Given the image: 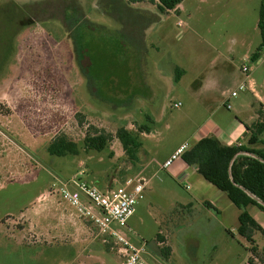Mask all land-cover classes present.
Returning a JSON list of instances; mask_svg holds the SVG:
<instances>
[{
    "label": "rangeland",
    "instance_id": "obj_1",
    "mask_svg": "<svg viewBox=\"0 0 264 264\" xmlns=\"http://www.w3.org/2000/svg\"><path fill=\"white\" fill-rule=\"evenodd\" d=\"M258 8L259 0H183L178 10L165 13L150 2L126 0H0V264H67L77 256L78 245L60 233L63 224L46 217L52 215L49 196L63 201L53 189L79 170L103 189L149 179L127 235L148 249L157 248L155 239L163 241L161 259L167 245L156 235L172 212L170 203L192 202L202 227L168 238L174 251L167 264H187L178 241L184 237L198 242L199 264H247L248 243L236 228L229 221L223 228L211 217L207 222L205 216L214 212L194 200L191 187L162 168L152 175L144 161L162 159L195 131L204 114L185 88L199 79L203 64L196 61L224 53L227 38L243 32L258 43V29L253 30ZM242 61L237 56L235 65ZM177 65L188 69L179 83ZM259 69L264 77L263 53ZM148 96L153 111L144 103ZM144 124L150 128L145 136L139 130ZM121 127L140 142L134 158L116 136ZM60 134L76 143L77 154L47 152ZM86 136L103 138V149H88ZM260 138L264 141V131ZM249 208L264 221V212ZM32 209L35 218H29ZM173 213L181 215L176 208ZM254 239L264 253V237L256 232ZM102 255L105 264H121L116 252Z\"/></svg>",
    "mask_w": 264,
    "mask_h": 264
},
{
    "label": "crops",
    "instance_id": "obj_2",
    "mask_svg": "<svg viewBox=\"0 0 264 264\" xmlns=\"http://www.w3.org/2000/svg\"><path fill=\"white\" fill-rule=\"evenodd\" d=\"M227 1L229 2L230 0ZM178 9L179 4L173 10L176 11ZM257 22L258 18L253 24L254 31L255 29H258ZM178 23L180 24L181 21H178ZM240 35L241 36L237 38H235V36L227 38L229 43L224 53L218 52L210 59H206L205 55L203 59L196 61L198 66L200 63L203 64L202 66H199L200 71L196 73V76L199 79H195L191 86L185 88V91L198 106V109L203 110L204 116L200 120V123L197 125L195 131L191 133L187 139L181 141L172 150L165 154L162 159L157 160L152 158L150 161H144V170L152 171V175L156 174L162 162L180 144L187 143L191 146L203 137H216L222 144L225 145H247L248 138L252 130V124H254L258 119V111L260 109L259 106L261 105V107H264V77L260 76L261 70L259 69V61L261 60L262 53H259L257 59H251V55L260 43L259 29L258 43H255L256 41L254 37H249L246 32H243ZM237 45L240 46L241 51H236ZM242 47L245 48L242 49ZM237 56L243 60V63L246 60L253 62L251 63V70L248 77H246L240 70L243 63L240 66L235 65ZM176 67L181 70L179 79L176 81L179 83L182 77L188 74V69L179 65ZM240 82H245L248 84L249 88L242 92V96L239 92H237L235 96H231L230 92L235 90ZM147 100L148 101L144 103L153 111L154 105L151 104V97L148 96ZM156 116L157 114L155 113L154 118ZM145 135H147V133L144 132V136ZM153 163L156 165L154 169V166L151 167ZM80 171L81 170H79V172ZM165 171L177 183H184L185 187H191L193 190L194 200L196 202H200L214 212L210 214V216H205L204 219L207 222H210L211 217L218 223V225L222 227L224 226L223 228H225L226 225H224V223L229 221V225L235 227L237 231L240 209H238L228 199L226 193L217 189L214 185L206 181L200 174H198L195 167L187 165L181 158H179L168 169H165ZM40 195H43V193L36 196L37 203L41 197ZM54 195L55 194L49 196L48 198L51 206L53 207L50 209L52 215L49 218L46 217V221L51 220L58 226L59 224H63V227L65 226V228L61 227L60 233L69 239L65 240V238V242L70 245H78L79 248L77 256L71 259V262L67 264H105L102 251H116L110 248V244L102 241L101 237L96 234L95 228L89 221L82 218L73 206L64 200L60 203L57 202ZM57 203L59 205H57ZM170 206H172L170 207L172 208V212H169L170 214L165 216V224L163 227H159L156 235L157 237L161 234L160 237H164L165 239L167 248L163 251L161 250L164 258L161 259L158 256V245L163 243V241L158 242L155 239L156 249H148L147 245H145L146 252L143 254V257L146 262L150 261L153 264H167L166 260L169 259L170 255L174 251L172 243L168 238L170 236L172 237L177 235L183 236L184 234L193 235L196 230L201 229L202 227L200 225V221L195 218L192 202L188 200L175 199L174 203H170ZM175 208L179 210L181 215L173 213ZM247 211L262 227H264V221L262 222L257 219V213L254 211V213L251 212L249 206L247 207ZM35 215L36 211L33 210L31 214H29V218H35L33 217ZM185 227L188 229L187 231H183ZM227 232L231 233L230 230H227ZM178 241L183 246L182 251L184 252V258L187 260V264H199L196 262L197 257L195 249L198 242L195 237L179 238ZM257 249L259 257L263 258L264 253L259 250L258 245ZM251 257L252 255L250 254L248 259ZM257 261L259 260L254 257L255 264H257Z\"/></svg>",
    "mask_w": 264,
    "mask_h": 264
},
{
    "label": "trees",
    "instance_id": "obj_3",
    "mask_svg": "<svg viewBox=\"0 0 264 264\" xmlns=\"http://www.w3.org/2000/svg\"><path fill=\"white\" fill-rule=\"evenodd\" d=\"M128 3L150 2L155 5L160 13L175 9L183 0H126ZM258 29L260 43L251 55V59L258 58L264 49V0H260L258 11ZM181 70L175 68L174 81L179 79ZM260 116V117H259ZM146 119L153 123L150 116ZM141 132H150L148 124H144ZM264 131V110L258 111V120L252 124V130L247 145H225L216 137H203L189 146L182 154L181 159L190 166H195L196 172L206 181L220 191L226 193L228 199L240 209L238 215L237 233L248 243V250L252 255L248 264H255L254 257L264 263L260 258L257 245L253 238L255 232L264 237L262 227L247 211L250 205L256 206L264 212V141L260 134ZM116 136L121 142L124 151L134 158L140 142L125 128L117 129ZM85 146L88 149L101 151L103 138L86 136ZM257 144H262L256 147ZM47 152L54 156L75 155L78 153L75 142L64 134L55 136L46 147Z\"/></svg>",
    "mask_w": 264,
    "mask_h": 264
},
{
    "label": "built area",
    "instance_id": "obj_4",
    "mask_svg": "<svg viewBox=\"0 0 264 264\" xmlns=\"http://www.w3.org/2000/svg\"><path fill=\"white\" fill-rule=\"evenodd\" d=\"M240 70L248 77L250 65L247 60ZM247 88L248 84L240 82L230 95L235 96L238 91ZM179 106L180 102L173 103L174 108ZM188 147L187 143L180 144L162 162L160 168L168 169L181 158V154ZM82 173L81 170L72 175L53 190L73 206L82 218L90 222L102 241L110 244V248L120 256L121 264H147L143 257L146 252L145 244L132 242L127 235V232L131 231L127 222L135 212L137 202L143 198L149 179L141 176L135 180L127 179L117 186L100 189L93 182L83 179Z\"/></svg>",
    "mask_w": 264,
    "mask_h": 264
},
{
    "label": "water",
    "instance_id": "obj_5",
    "mask_svg": "<svg viewBox=\"0 0 264 264\" xmlns=\"http://www.w3.org/2000/svg\"><path fill=\"white\" fill-rule=\"evenodd\" d=\"M193 167H195V166H193Z\"/></svg>",
    "mask_w": 264,
    "mask_h": 264
}]
</instances>
